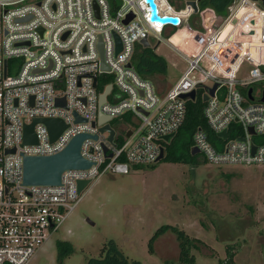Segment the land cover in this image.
<instances>
[{"label":"built area","instance_id":"built-area-1","mask_svg":"<svg viewBox=\"0 0 264 264\" xmlns=\"http://www.w3.org/2000/svg\"><path fill=\"white\" fill-rule=\"evenodd\" d=\"M152 2L155 16L149 0H0V264H29L105 171L126 173L156 161L171 137L163 135L175 133L185 119L192 98L182 94L192 89L195 97L201 89L203 98L217 83L203 98L211 132L199 126L192 134L205 161L264 165V101L252 86L264 85L261 0H234L226 14L213 11L209 25L199 0ZM179 30L190 49L172 47L187 65L164 88L161 78L144 77L132 64L135 44L143 37L148 45L151 37L155 45L161 39L171 44ZM99 114L108 118L98 121ZM35 117H58L65 125L52 138L37 120L36 141L24 142V125ZM106 123L114 129L112 140L108 129L100 130ZM223 129L226 137L219 134ZM78 133L89 134L80 152L90 166L63 170L58 184L23 181L24 155L56 153ZM79 179L89 180L80 192Z\"/></svg>","mask_w":264,"mask_h":264},{"label":"rangeland","instance_id":"rangeland-1","mask_svg":"<svg viewBox=\"0 0 264 264\" xmlns=\"http://www.w3.org/2000/svg\"><path fill=\"white\" fill-rule=\"evenodd\" d=\"M176 33L171 44L161 39L155 45L151 37L147 46L164 61L163 72L150 77L159 80L161 76L164 88L187 65L172 44L185 50L190 44L183 40L185 30ZM140 46L135 44L133 64L141 54ZM252 86L256 96L262 84ZM196 154L194 165L161 158L131 166L126 173L105 171L86 186L29 264H87L90 257L101 256L110 239L130 264H178L173 232L160 235L153 243L154 251H148L149 238L164 223L177 225L195 238L192 252L199 264H216L226 256L227 244L234 245L233 264H264V165H216L206 162L203 153ZM58 240H68L73 247L61 261Z\"/></svg>","mask_w":264,"mask_h":264},{"label":"trees","instance_id":"trees-1","mask_svg":"<svg viewBox=\"0 0 264 264\" xmlns=\"http://www.w3.org/2000/svg\"><path fill=\"white\" fill-rule=\"evenodd\" d=\"M233 1L234 0H199V6L204 9H212L217 14H226ZM139 48L141 49V54L137 56L138 60L136 64L132 63L137 71L142 76L148 78L156 73L161 74L164 69L163 59L159 56L151 54L147 46L141 44ZM134 56H136V52L134 53ZM243 91L245 92V88H243ZM204 104L205 101L202 98L201 89L197 88L196 97L188 99L186 102L187 110L183 123L175 131L173 136H171L167 141L162 142L164 146V156L162 160L189 162L192 165L197 163V154H191L190 152V147L193 143V131L200 126L207 132H211L203 115ZM214 136H216V134L213 133L211 137L213 138ZM132 166L136 167L138 165L135 164ZM224 174L226 177L230 176V173ZM168 232H173L177 240L178 264H199L196 262L195 255L192 252V248L195 247V238L190 237L183 228L174 224L164 223L157 227L148 240V251L152 253L154 251V241L160 235ZM72 251L73 247L70 241H57V257L60 261L64 258V256ZM101 251V256L90 257L87 264H130L127 256L123 254L112 239L108 241L107 246L105 245L102 247ZM234 253V245L227 244L226 256L223 259H219L216 264H233ZM134 262L138 261L134 260ZM171 263L173 262H167V264Z\"/></svg>","mask_w":264,"mask_h":264},{"label":"water","instance_id":"water-1","mask_svg":"<svg viewBox=\"0 0 264 264\" xmlns=\"http://www.w3.org/2000/svg\"><path fill=\"white\" fill-rule=\"evenodd\" d=\"M151 6H152V12L151 14L155 16L156 11H155V5L152 2V0H149ZM261 2L264 5V0H261ZM194 4V2H192ZM203 16H204V22L205 25H209L211 21L214 19V14L212 9H205L203 11ZM131 17V15L129 16ZM221 17V16H220ZM219 17V18H220ZM218 18V19H219ZM161 19H172L174 21L177 20L176 17H162ZM116 39L119 41L118 36L115 34ZM140 42L144 45H148V41L146 37H143L140 39ZM99 48L101 52V41L99 42ZM101 62L102 66L105 65L102 55H101ZM130 63H127L129 65ZM217 83L215 82L212 86L208 88V94H205L203 96L204 99L208 97V95H212L214 92V89L216 87ZM110 85H107L106 89L99 95V100L103 101L105 98V93L109 90ZM251 89L252 87L248 88V94L249 96L253 97L251 95ZM183 96H189L190 98L195 97V90L192 89L187 93H183ZM260 99L264 101V89L261 92ZM63 98L58 97L57 98V103H63ZM76 119L77 120H85V118L80 117L77 113H75ZM108 118V116L99 114L98 115V121H101L103 119ZM37 120H42L44 123L48 126L50 135L52 138H54L59 131L64 127L65 123L62 121V119L58 117H35L30 123H26L24 125V137L23 141L24 142H34L36 141V137L34 134V129L33 125L34 122ZM93 123V122H92ZM108 129L109 131V136L108 139L112 140L113 134H114V129L108 124H103L100 126V130ZM252 131V130H251ZM220 135L223 137H226V130L223 129L222 131L219 132ZM89 134L87 133H78L74 135L68 144L60 151L49 154V155H24L23 156V181L25 183H43V184H58L60 183V178H61V173L63 170L67 168H86L90 166L91 161L84 156L81 155L80 152V145L82 140L88 136ZM174 132L168 133L163 135V138L167 140L170 136H173ZM93 138H95L97 135L92 134L91 135ZM11 150H14V148H11ZM104 150H106V147L104 146ZM190 152L191 154H195L199 152L198 148L194 145L190 147ZM106 155H110V153H106ZM164 156V147L160 146V152L157 157L158 159L163 158ZM89 182L88 179H79L77 181V189L80 192L85 185Z\"/></svg>","mask_w":264,"mask_h":264},{"label":"flooded vegetation","instance_id":"flooded-vegetation-1","mask_svg":"<svg viewBox=\"0 0 264 264\" xmlns=\"http://www.w3.org/2000/svg\"><path fill=\"white\" fill-rule=\"evenodd\" d=\"M263 89H264V85L262 86L261 90H263ZM259 90H260V88L256 90V93H258Z\"/></svg>","mask_w":264,"mask_h":264},{"label":"bare ground","instance_id":"bare-ground-1","mask_svg":"<svg viewBox=\"0 0 264 264\" xmlns=\"http://www.w3.org/2000/svg\"><path fill=\"white\" fill-rule=\"evenodd\" d=\"M177 35V33L176 34H174L172 37H175Z\"/></svg>","mask_w":264,"mask_h":264},{"label":"crops","instance_id":"crops-1","mask_svg":"<svg viewBox=\"0 0 264 264\" xmlns=\"http://www.w3.org/2000/svg\"><path fill=\"white\" fill-rule=\"evenodd\" d=\"M161 78V77H160Z\"/></svg>","mask_w":264,"mask_h":264}]
</instances>
